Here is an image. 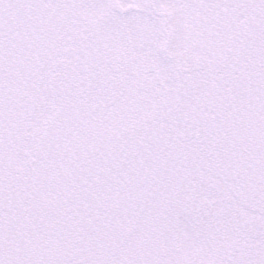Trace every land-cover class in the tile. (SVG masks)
Returning a JSON list of instances; mask_svg holds the SVG:
<instances>
[{
  "label": "snow or ice",
  "instance_id": "obj_1",
  "mask_svg": "<svg viewBox=\"0 0 264 264\" xmlns=\"http://www.w3.org/2000/svg\"><path fill=\"white\" fill-rule=\"evenodd\" d=\"M0 264H264V0H0Z\"/></svg>",
  "mask_w": 264,
  "mask_h": 264
}]
</instances>
